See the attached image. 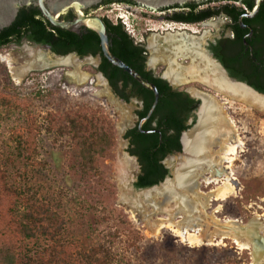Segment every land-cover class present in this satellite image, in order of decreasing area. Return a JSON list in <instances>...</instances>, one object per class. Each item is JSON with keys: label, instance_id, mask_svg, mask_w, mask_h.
I'll list each match as a JSON object with an SVG mask.
<instances>
[{"label": "rangeland", "instance_id": "obj_1", "mask_svg": "<svg viewBox=\"0 0 264 264\" xmlns=\"http://www.w3.org/2000/svg\"><path fill=\"white\" fill-rule=\"evenodd\" d=\"M134 10L136 12L120 4H114L104 11H99L97 15L101 18L107 17L112 23L123 25L124 21L133 41L143 44L147 49L148 66L165 80H168L167 74L170 70L185 73L192 64L190 54L182 56L175 53L176 45L169 41L170 35H178L177 38L179 35L184 38L191 35V41L202 51L207 39L211 38L210 34L213 33L210 26L190 28V35L187 32L182 33L178 28H171L174 30L171 33L167 26L173 27L174 24L162 22L157 19V15L144 13L145 11L140 8ZM118 14L124 15L125 18L118 20ZM123 27L125 28L124 25ZM215 28L217 29L218 26L215 25ZM191 31L196 34H192ZM68 56H72V60L74 58L79 64L77 69L66 62H55L56 59L62 58L54 56L52 52L41 46L23 42L18 46L10 43L0 47V93H4L0 98H5L8 101L6 107H9L2 110L0 117L2 157L12 156L11 152L17 146L20 135H24L30 125L31 113L59 114L79 105L100 109L112 121L115 142L105 158L98 159L97 174L89 173L86 176L80 172L77 160L68 154L70 142L67 137L60 138L57 142L53 141V136L42 135L38 138L39 155L36 159L41 164L35 165V169L30 167L33 175L31 181L41 186L46 198L58 206L61 212L71 216L73 207L68 199L72 196L76 197L77 203L82 202L90 208L94 207L97 211L91 208L86 213V221L91 229L97 227L95 220L98 211H103L110 218L109 226L118 225L116 228L122 234V241L117 244L116 264H253L250 249L241 250L230 239L203 240L199 245H190L167 228H162L157 234H150L144 219L146 213L144 208L138 207L139 210H136L137 208L133 210L119 203L118 186L113 177L114 169L117 152L121 151L125 156L127 154L126 141L120 135L119 125L120 122L123 123L127 130L136 123L135 112L140 108L139 100L131 98L125 102L106 87L105 82L95 71L98 58L89 56L78 58L75 54ZM7 57L13 60L11 65ZM65 57L63 59H67ZM25 64H31L32 69L18 83L12 79L10 66L17 68ZM76 70L88 75L85 82L76 81L74 77ZM171 86L177 91H188L190 95H192L190 90L207 94L218 104L226 102L222 110L231 119L241 143L238 153L227 170L231 172L232 192L224 200L209 201L205 210L206 221L211 222V218L215 217L221 223L232 219L245 225L258 217L260 223H264V114L231 101L196 81L172 83ZM100 90L103 92L96 95ZM195 121L194 115L193 124L196 123ZM27 147L32 148L31 145ZM213 150L215 151L216 148ZM182 154L183 150L164 159L163 164L168 169V179L152 189L160 188L163 184L167 185L175 180L177 166L175 167V163L170 165L169 159L179 158ZM131 162L133 164L132 160ZM136 174L133 169L127 182L132 193L131 186ZM206 176L208 177V174ZM197 181L198 191L201 193H207L221 185L205 184L201 178ZM57 197L59 198L56 200ZM153 200L158 198L153 197ZM148 210L151 208L148 207ZM158 217L166 218V216ZM177 219L180 220L181 217ZM105 228L106 223L101 229ZM213 228L214 226L209 224L208 231L211 232ZM194 230H197V227ZM75 233L81 234L80 231ZM259 235L264 238V231ZM126 237H132L133 244L127 246L123 241Z\"/></svg>", "mask_w": 264, "mask_h": 264}, {"label": "trees", "instance_id": "obj_2", "mask_svg": "<svg viewBox=\"0 0 264 264\" xmlns=\"http://www.w3.org/2000/svg\"><path fill=\"white\" fill-rule=\"evenodd\" d=\"M244 4L251 7L247 1ZM196 5L190 4V14H176L174 17L193 22L209 15L208 10L195 11ZM223 9L232 12L236 8L227 6ZM260 11L262 22L258 28V40L264 41V2L260 5ZM37 13L33 8L21 9L14 22L0 31V47L18 44L25 38L48 46L57 55L75 53L79 57L99 56L97 71L106 78L114 94L125 102L131 98L140 100L142 108L136 115L139 119L146 116L153 101L152 93L102 56L95 32L84 30L75 34L58 28H46L41 20L36 19ZM103 22L110 41V52L144 81L152 83L159 94L154 111L141 126L142 132L135 127L124 135V138L129 137L133 145L130 154L137 156L141 165L135 188H148L157 185L165 177L166 172L158 161L165 153L181 150L180 134L189 128L187 119L190 110L194 111L198 102L190 100L182 91H172L166 81L144 70L145 50L133 41L121 23L114 24L107 19H103ZM230 41L238 44L240 38L237 35ZM217 56L222 62L225 61V67L238 81L264 93V78L254 76L256 70L252 66L247 65L252 70L233 71L218 51ZM6 105L8 101L0 98V117L2 110L9 108ZM67 111L43 115L31 113L30 125L25 134L20 135L15 152H11L12 156L3 158L0 154V264L117 263V244L122 241V234L116 228L118 225L109 226L110 218L103 211H98L95 220L97 227L91 229L86 221V213L91 208L95 210L94 207L77 203L76 197L72 196L68 199L73 207L71 211L75 217H72L61 212L58 206L46 198L41 186L31 181V168L35 169V165L41 164L36 158L39 155L38 138L42 135L53 136L54 142L67 137L70 142L68 154L77 160L78 169L86 176L98 173V159L105 158L112 149L115 134L112 121L106 113L84 105ZM105 223L106 228L101 229ZM76 231L81 234L76 235ZM123 241L127 246L133 244L132 237H126Z\"/></svg>", "mask_w": 264, "mask_h": 264}, {"label": "bare ground", "instance_id": "obj_3", "mask_svg": "<svg viewBox=\"0 0 264 264\" xmlns=\"http://www.w3.org/2000/svg\"><path fill=\"white\" fill-rule=\"evenodd\" d=\"M177 36L170 35L169 41L176 45L178 51L185 50L187 40L181 35L180 38ZM190 54L192 64L185 73L171 70L167 74L172 83L196 81L231 101L264 113V96L225 79L191 39ZM71 57L56 59L55 62H66L77 69L79 64ZM7 61L10 65L13 62L9 57ZM31 69V64L17 68L10 66L12 79L19 83ZM74 77L77 82L83 83L88 75L76 70ZM101 92L103 90L96 92V95H100ZM190 92L201 98L202 105L196 126L182 138L183 154L179 158L169 159L170 165L175 163V167L177 166L175 180L167 185L163 184L160 188L150 189L149 192L132 193L127 182L135 167L130 159L118 151L113 176L118 186V201L126 207L144 208L146 212L144 219L150 234H157L162 228H167L190 245H199L203 240L230 239L239 249H250L253 264H264V240L258 236L264 231V223H260L258 217L245 225L232 219L221 223L215 217L211 218V222L206 221L205 210L209 201L224 200L232 192L231 172L227 170L241 143L231 119L222 110L226 102L218 104L207 94L194 90ZM119 126L122 128L124 125L120 122ZM199 178L203 179L205 184L221 185L207 193H201L198 191ZM153 197H157L158 200H153ZM148 207L151 210H148ZM179 217L180 220L177 219ZM209 224L214 226L211 232L208 231ZM195 227L197 230H194Z\"/></svg>", "mask_w": 264, "mask_h": 264}, {"label": "flooded vegetation", "instance_id": "obj_4", "mask_svg": "<svg viewBox=\"0 0 264 264\" xmlns=\"http://www.w3.org/2000/svg\"><path fill=\"white\" fill-rule=\"evenodd\" d=\"M245 1L250 3L251 7L246 6L244 4ZM262 2H264V0L260 1L259 7L257 10L255 9V6H254L255 5L254 0H205V1H199V2H191V3L189 2V3L184 4L183 6L175 5V6L159 9L158 11H154V10H150L148 8H145V7H141V6L135 4L134 2H132L130 0H102L101 2L97 3L96 5H92L88 8H85L84 10H82V12L86 16H97V17L101 18L100 16L97 15L96 12L104 11V10L108 9L109 7H112V5H114V4H120L123 7H125L126 9L131 10L132 12H136L134 10L135 8H140L142 11H145L144 13L149 12V13H153V14L157 15V19L161 20L162 22L164 21V22H167L170 24H174L173 27L167 26V28H169V31L171 33H173V31H174L171 28H178V30L182 31V33L187 32L190 35V28L210 26L211 30H213L214 34L213 33L210 34L211 38L207 39L206 43L204 44L203 50L208 51V53L211 55V58L209 59V57L204 52L203 53L208 57V59L211 61V63H212V61H214L216 64L218 63L220 65V67L224 70V73L229 78H232V79H235L238 81L237 77L231 75L230 70L225 67V65H224L225 61L222 62L221 59L218 58L217 51L223 56L224 60H226L227 64L231 66L233 71L236 70V71L244 72L247 70H252V68H253L254 70H256V72H254V76L259 77V78H264V41L258 40V37H259L258 34L260 32L258 30V28H260L259 24L262 22V14L260 11V5ZM192 3L197 4L195 9H194L195 11H203V10L207 11L208 10L210 12L209 15H207L206 17H203L202 19H199L198 21H193V22H190V19H187V21H184V19H176L174 17L176 14H186V13L190 14V4H192ZM185 6H188V7H185ZM227 6L228 7L233 6L236 9L233 10L232 12H227L223 9L224 7H227ZM29 8H33V9L38 11V13L36 15V19L41 20L46 25V28H56V27L52 26L47 21L45 16L36 7L28 6V7L22 8V9L28 10ZM180 9H187V10H180ZM143 15H145V14H143ZM76 18H77V15H76L75 10H73V8H69V9L61 12L59 15V20L64 21V22H70V21L75 20ZM101 19H102V21H103V19L108 20L107 17H102ZM213 22H215V24H213ZM114 24H116V23H114ZM215 25L218 26L217 29L215 28ZM80 28H82V27H80ZM191 33L196 34V32H192V31H191ZM237 35L240 38V43L237 44V43L231 42L230 40L234 39ZM184 39L187 40L186 41V43H187L186 49L185 50L181 49L180 51H178L175 48V53L182 54V55L190 54V40L187 39V37H185ZM23 42L27 43V44L34 45V46H41L43 48L44 47L49 48L46 45L36 44V43L30 42V41H27L25 38H22L18 44H16V43H12V44L18 46V45L22 44ZM140 45H142L144 50H145L144 54H145L146 60H147V49L145 48V46L143 44H140ZM49 50L51 51L50 48H49ZM199 51H201V50L199 49ZM73 54H75V53H73ZM58 56H61V55H58ZM86 56H91V55H86ZM77 57L83 58L85 56H83V57L77 56ZM95 57L98 58V62H97V66L95 67V71L98 74H101L103 76V74L101 72L97 71V68L100 64V57L99 56H95ZM146 60L144 63V70L148 71V72H152V74L156 75L155 72H153V70L148 66ZM251 62H252V64H251ZM248 64L250 66H252V68L247 67ZM215 67L219 71V73L223 76L222 72L217 68V66H215ZM159 77L161 79H163L164 81H166V83L169 85L167 80H165L161 76H159ZM169 86L171 87L172 91H177L176 89L172 88L171 85H169ZM110 89L114 93V91L112 90L111 87H110ZM182 92H184L190 100H192L194 102L196 101L187 91H182ZM121 100H123V99H121ZM139 107L140 108L138 110H140L142 108V103L140 100H139ZM138 110H136V112ZM194 111H193V109L190 110V117L187 120L194 117ZM136 112H135V115H136ZM140 120L141 119H139L138 116L136 115V123L133 126H131L130 128H128L125 131V133L129 130L134 129L135 127L138 128V123ZM148 132L149 131H146V133H148ZM125 133H124V135H125ZM160 137H161V135H159V138ZM124 140L126 141V144H125L126 153L129 155V157L127 156V158H129L133 161V164L135 166L134 169L137 173L135 178H134L135 181L133 182V187H135V183L137 182L138 176L141 173V165L138 161L137 156L130 154L129 150H131L133 148V145L130 144L129 137L124 138ZM179 142H180V138H179ZM160 150H162V148H160ZM174 153H176V152L165 153V155L158 161V164L161 166L162 170H164L166 172L165 177L168 175V169L163 164V161L169 155H172Z\"/></svg>", "mask_w": 264, "mask_h": 264}, {"label": "water", "instance_id": "obj_5", "mask_svg": "<svg viewBox=\"0 0 264 264\" xmlns=\"http://www.w3.org/2000/svg\"><path fill=\"white\" fill-rule=\"evenodd\" d=\"M101 1L102 0H0V31L5 29V28H8L14 22V20L17 16V13L20 9H22L24 7H28V6H33V7H36L45 16L47 21L52 26H54L58 29L69 31V32H72L75 34H79L81 31H84V30H91V31L95 32L99 38V45H100V50H101L102 56L112 66H114V67L122 70L124 73L128 74L134 81H136L143 88L149 90L153 95V101H152V104H151L146 116L144 118H142L138 123V129L141 131V125L151 116L152 112L154 111V109L157 105L159 94H158L156 87L152 83L144 81L138 73H136L134 70H132L130 67H128L125 63H123L120 59L115 57L110 52V49H109L110 41L108 40L106 28H105V25H104L102 19L97 17V16H86L82 12V10H84L85 8H88L92 5H96L97 3L101 2ZM130 1L134 2L135 4H137L141 7H145V8H148L150 10L158 11L159 9H162V8H167V7H171V6H175V5L183 6L184 4L189 3V2L191 3V2H199V1H205V0H130ZM260 1L261 0H254V3H255L254 6H255L256 10L259 7ZM69 8H73V10H75L77 18L73 21H70V22H64V21L59 20L60 13L69 9ZM96 13H98V12H96ZM80 27H82V28H80ZM188 38L190 39V37H187V39ZM44 48L46 50L50 51L49 48H47V47H44ZM202 52H204L209 57V59L211 58V55L208 53V51L202 50ZM52 54L54 56H58L55 53H52ZM71 54H73V53H68L66 55H61L59 57L64 58L65 56H68ZM89 57L92 58V56H89ZM150 62H152V61H150ZM212 65L217 66V68L222 72L223 76L228 81L235 83V84L242 85L243 87L249 89L250 91H252L253 93H255L257 95L264 96V93H260L256 90H254L253 88H251L247 84L240 82V81H237L235 79L229 78L224 73V70L220 67V65L218 63L216 64L214 61H212ZM99 77L105 82L106 87L110 88L108 82L106 81V79L101 74H99ZM167 82L169 83V85L172 84V82L169 79L167 80ZM191 96L198 102V105L194 111V115L196 116V121H195L196 123L193 124V118H191L187 121V125L189 126V128L187 130L181 132V134H180L181 150H183L182 138L184 137V135L186 133H188L189 131L194 129V127L196 126L197 119H198V112H199L200 106L202 105L201 98H199L197 96H193V95H191ZM125 130H126V126H123L120 129V135H122V137H123V134L125 133ZM151 132H154V131H151ZM178 153L179 152H176V154H178ZM126 156L129 157L128 154ZM170 156L171 155H169L168 157H170ZM166 178L168 179V175L164 178V180H166ZM134 181H135V179H133V182ZM162 182H160L159 184H162ZM157 185H153V186L148 187V188H140V189H137V188L133 187V185H132L131 189L133 190V193L145 192L147 190H150L152 188L157 187ZM134 209H136V208H133V210ZM136 210H139V208H137ZM258 236L262 240H264V238L262 236H260L259 234H258ZM263 243H264V241H263Z\"/></svg>", "mask_w": 264, "mask_h": 264}, {"label": "built area", "instance_id": "obj_6", "mask_svg": "<svg viewBox=\"0 0 264 264\" xmlns=\"http://www.w3.org/2000/svg\"><path fill=\"white\" fill-rule=\"evenodd\" d=\"M178 10H179V9H178ZM180 10H187V9H180ZM123 18H125L124 15H120V14L117 15V19H118V20H122ZM122 23H123V25L126 27V23H125L124 21H123ZM126 29H128V28H126ZM127 33L129 34L130 32H128V30H127Z\"/></svg>", "mask_w": 264, "mask_h": 264}, {"label": "clouds", "instance_id": "obj_7", "mask_svg": "<svg viewBox=\"0 0 264 264\" xmlns=\"http://www.w3.org/2000/svg\"><path fill=\"white\" fill-rule=\"evenodd\" d=\"M124 29L126 30V27ZM126 32H127V30H126Z\"/></svg>", "mask_w": 264, "mask_h": 264}]
</instances>
